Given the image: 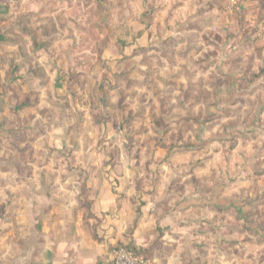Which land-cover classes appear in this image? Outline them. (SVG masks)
<instances>
[{"label": "rangeland", "instance_id": "obj_1", "mask_svg": "<svg viewBox=\"0 0 264 264\" xmlns=\"http://www.w3.org/2000/svg\"><path fill=\"white\" fill-rule=\"evenodd\" d=\"M19 142L25 174H132L152 260L264 264V0H0L10 172ZM179 208L193 237L161 241Z\"/></svg>", "mask_w": 264, "mask_h": 264}, {"label": "crops", "instance_id": "obj_2", "mask_svg": "<svg viewBox=\"0 0 264 264\" xmlns=\"http://www.w3.org/2000/svg\"><path fill=\"white\" fill-rule=\"evenodd\" d=\"M135 28L139 26L128 28L134 29L130 38L137 33ZM140 33L145 39L148 32ZM19 144L21 163L17 157L15 172L2 168L14 160L0 152V264H112L114 252L124 247L150 258L146 253L157 237L158 219L153 197L147 191L138 195L132 174H65L36 166L25 174V146ZM92 158L88 156L89 164ZM140 195L142 204L137 200ZM177 210L159 221V227L171 229L161 241L182 245L179 239L193 237L196 225L185 222L181 208ZM176 264H184L183 259L178 256Z\"/></svg>", "mask_w": 264, "mask_h": 264}, {"label": "built area", "instance_id": "obj_3", "mask_svg": "<svg viewBox=\"0 0 264 264\" xmlns=\"http://www.w3.org/2000/svg\"><path fill=\"white\" fill-rule=\"evenodd\" d=\"M112 264H158L129 248H119L113 254Z\"/></svg>", "mask_w": 264, "mask_h": 264}]
</instances>
